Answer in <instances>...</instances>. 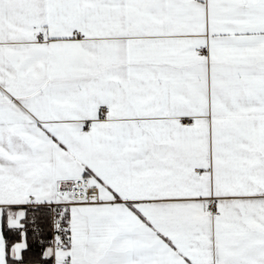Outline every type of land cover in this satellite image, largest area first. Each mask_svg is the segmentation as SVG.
I'll return each mask as SVG.
<instances>
[{"label":"snow or ice","instance_id":"6c2138e0","mask_svg":"<svg viewBox=\"0 0 264 264\" xmlns=\"http://www.w3.org/2000/svg\"><path fill=\"white\" fill-rule=\"evenodd\" d=\"M0 264H264V0H0Z\"/></svg>","mask_w":264,"mask_h":264}]
</instances>
